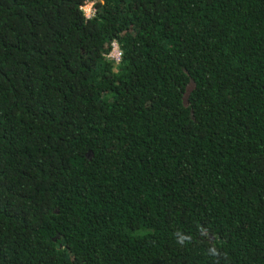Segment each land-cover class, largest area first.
<instances>
[{
    "label": "trees",
    "instance_id": "1",
    "mask_svg": "<svg viewBox=\"0 0 264 264\" xmlns=\"http://www.w3.org/2000/svg\"><path fill=\"white\" fill-rule=\"evenodd\" d=\"M0 264H264V0H0Z\"/></svg>",
    "mask_w": 264,
    "mask_h": 264
},
{
    "label": "built area",
    "instance_id": "2",
    "mask_svg": "<svg viewBox=\"0 0 264 264\" xmlns=\"http://www.w3.org/2000/svg\"><path fill=\"white\" fill-rule=\"evenodd\" d=\"M88 17H90V16H88ZM122 54H123V52H122L119 44L116 41H114L113 42V49L108 54V57H110L112 60H114L115 62L118 63L122 59Z\"/></svg>",
    "mask_w": 264,
    "mask_h": 264
},
{
    "label": "rangeland",
    "instance_id": "3",
    "mask_svg": "<svg viewBox=\"0 0 264 264\" xmlns=\"http://www.w3.org/2000/svg\"><path fill=\"white\" fill-rule=\"evenodd\" d=\"M83 9L87 16H92L96 10L95 3L94 2L87 3L85 6H83Z\"/></svg>",
    "mask_w": 264,
    "mask_h": 264
},
{
    "label": "water",
    "instance_id": "4",
    "mask_svg": "<svg viewBox=\"0 0 264 264\" xmlns=\"http://www.w3.org/2000/svg\"><path fill=\"white\" fill-rule=\"evenodd\" d=\"M194 86H195V83L193 80H191L189 85L187 86V90H186V93L184 95V103L186 106L189 105V95H190L191 90L194 88Z\"/></svg>",
    "mask_w": 264,
    "mask_h": 264
}]
</instances>
